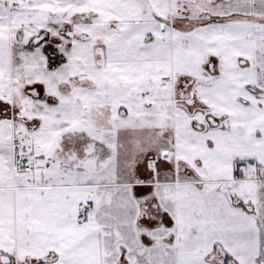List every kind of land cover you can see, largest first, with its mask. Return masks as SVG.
<instances>
[{"label": "snow or ice", "instance_id": "snow-or-ice-1", "mask_svg": "<svg viewBox=\"0 0 264 264\" xmlns=\"http://www.w3.org/2000/svg\"><path fill=\"white\" fill-rule=\"evenodd\" d=\"M0 264H264V0H0Z\"/></svg>", "mask_w": 264, "mask_h": 264}]
</instances>
